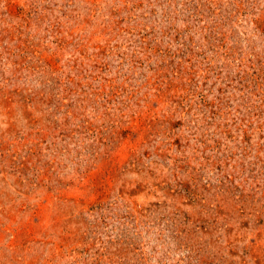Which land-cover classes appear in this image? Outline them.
I'll return each mask as SVG.
<instances>
[{"label":"rangeland","instance_id":"rangeland-1","mask_svg":"<svg viewBox=\"0 0 264 264\" xmlns=\"http://www.w3.org/2000/svg\"><path fill=\"white\" fill-rule=\"evenodd\" d=\"M0 264H264V0H0Z\"/></svg>","mask_w":264,"mask_h":264}]
</instances>
